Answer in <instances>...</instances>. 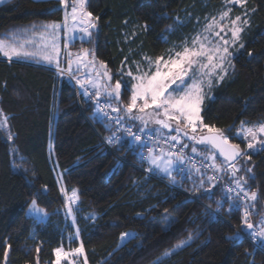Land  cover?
Returning <instances> with one entry per match:
<instances>
[{"label":"trees","instance_id":"obj_1","mask_svg":"<svg viewBox=\"0 0 264 264\" xmlns=\"http://www.w3.org/2000/svg\"><path fill=\"white\" fill-rule=\"evenodd\" d=\"M224 1L88 0V11L99 17L97 28L88 41L76 39L70 47H92L114 81L146 56H166ZM246 6L256 11H249L244 47L201 111L202 123L220 129L244 155L232 164L239 169L235 175L222 168L211 181L204 170L183 178L175 171V183L147 172L141 145L129 136L111 147L104 142L112 126L96 115L97 100L80 93L69 75L0 57V264H53L58 247H82L85 264H264V244L248 239L264 218V145L246 150L247 141L237 134L242 122H264V0H247ZM63 18L59 0H6L0 3V39ZM126 87L116 114L143 128L126 110ZM204 132L189 129L188 135ZM226 181H239L250 197L257 194L249 210L226 190ZM73 189L78 202L72 218L64 193ZM33 200L47 220L27 214ZM246 213L253 229L242 223ZM128 231L134 235L121 243ZM181 241L186 243L174 248ZM3 246L9 248L7 261Z\"/></svg>","mask_w":264,"mask_h":264},{"label":"snow or ice","instance_id":"obj_2","mask_svg":"<svg viewBox=\"0 0 264 264\" xmlns=\"http://www.w3.org/2000/svg\"><path fill=\"white\" fill-rule=\"evenodd\" d=\"M59 2L63 4L65 3V0H59ZM225 2L226 4L239 5L244 8L245 11L230 19L227 29L223 23L218 24L215 18H213L212 22L207 25V29H212L213 25L216 24L218 25L220 31L215 32L214 35L220 36V32H225L226 36L227 31H230L232 39L228 40L221 36L220 40L222 43H220L213 42L207 38H205L204 41H201V38L197 36L193 39L191 47L184 46L182 51L175 52V55L169 54L168 59L156 57L153 62L146 57L145 59H148L150 65L149 72L141 73L138 76H133L131 71L128 73V75L131 76L135 82L131 85V96L126 110L127 112L132 113L134 109H137L140 113H145L149 116V119H152V114L146 113L147 109H152L156 117L154 122L162 128L169 129L170 131L172 130L171 122L175 121L177 125V132H179V126L184 124L186 127H190L192 132L195 133L197 131V122H200L201 127L206 128L210 135L201 136L198 142L210 144L214 149L218 150L220 156L224 157L225 161H235L237 157L244 155V153L240 151V146L238 144H230L228 137L224 136L221 130L215 128V126L203 124L201 117L205 79L207 80V84L209 86L213 83L212 77H216L215 82L219 83L227 75L226 65L234 67V65H231L230 57H232L233 53L230 51V47L236 44V42L240 39V34L244 31V26L250 23L248 19L249 11L253 13L256 11L255 8L247 9V0H225ZM77 4L78 8L74 6L72 9V19L74 21L78 20L79 23L83 25V27L80 28L81 32L91 36L89 29L97 27L96 21H98L99 17H94L91 12L85 10V0H77ZM231 11L232 8H226L223 10L220 13V21L228 19ZM44 27L46 31L48 29L52 30L49 33L53 39L52 49L53 53L58 54L59 49L55 45V31L59 26L56 23H52L45 25ZM41 39H44L43 35L41 36ZM31 43L32 40L15 44L0 39V57L7 58V60L11 62L14 58L32 56L34 53L26 50V45ZM65 47H67V43H65ZM243 47L244 45L240 44V48ZM249 55H251V53H249ZM44 58L51 62L53 55L48 54ZM57 63L59 62L57 61ZM71 63L72 61L69 60V65H71ZM153 63L155 64V71H151V65ZM101 66L107 69V66L104 65L103 62H101ZM139 70L138 66L137 71ZM103 75L108 81L112 80V76L107 70H105ZM197 76L199 78H197ZM189 80L192 82L189 83ZM77 83H81V81L78 80ZM122 87L125 91L127 90L126 85H124L122 81L118 80L115 83L114 90H110V85H106L105 92L109 97L119 100L122 95ZM96 95H100L99 91ZM138 101H142V104L139 106ZM120 110L121 109L119 108L112 109V111ZM161 116L163 117L162 119L159 118ZM132 118L144 120V116H132ZM244 124L245 122H242L241 125L243 131L246 136L250 135L252 140L255 141L258 134L264 135V124H260L258 128H246L244 127ZM3 126L4 122L0 121V127ZM11 138L12 137L9 136V139ZM135 138L136 140H140L139 136H136ZM171 139L179 142L178 136H172ZM189 139H195V136H189ZM260 142L264 144V140ZM49 147L51 148V143ZM247 147L252 149L254 145L253 143H248ZM193 151H195V149H193ZM157 159L158 157L149 156V160L152 164H156ZM171 163V161H168L167 166L164 167L163 171L169 172ZM157 167H159V165H157ZM230 167H232L233 175H235L236 171H239V169H236L234 165L230 164ZM249 171H251V169H249ZM214 178L215 177H209V180L211 181ZM236 183L237 188L244 192V196H248L249 194L244 191L243 186L239 183V181ZM65 191L66 190L64 188H61L62 193ZM228 191L231 192L233 189L229 188ZM76 196L77 190L73 189L72 196L67 198L69 215L72 213L70 205L75 202ZM238 198L243 199V197L239 196ZM250 198L255 200L257 198V194L255 192L251 193ZM229 199L232 198L229 197ZM36 205L37 201L33 200V211H44L43 209L36 207ZM165 211L167 212V209ZM242 223L247 224L248 229L254 228V225L249 223L247 220V213L245 214ZM127 235V233H121V238H124ZM251 235L253 237H264V225L261 226V230L259 232H252ZM189 239H191V236H189ZM231 239L238 240L240 237L237 235L235 237H231ZM185 243L186 241H181L179 244L175 245L174 248H179ZM3 248V255L5 261H7L9 248L7 246H3ZM73 251L75 253H81L82 247H78ZM55 253L57 256V264H59L62 249H55ZM63 255L67 256L69 253H63ZM164 255H168V253H165Z\"/></svg>","mask_w":264,"mask_h":264},{"label":"rangeland","instance_id":"obj_3","mask_svg":"<svg viewBox=\"0 0 264 264\" xmlns=\"http://www.w3.org/2000/svg\"><path fill=\"white\" fill-rule=\"evenodd\" d=\"M87 1L88 0H85V10L86 11H88ZM1 2H3V0H0V3ZM74 6H76L78 8L77 0H65V3L61 4V7L64 10V18L62 21H50V22H43L41 24H32L28 28H25V30H27V31L24 30L21 33H19L17 36L11 38V40H6L10 43H15V44H19V43L25 42L27 40H32L31 44L26 45V50L34 53V55L28 56V57L14 58L13 60L35 61L38 64L54 67L55 69H57L59 71L60 74L64 73V74L69 75L80 93H84L87 97H89L91 99H94L97 101L103 100V101L109 103L110 107H111V113L116 117V119L120 123H122V124L130 123L131 124L130 119L122 120L116 114V111H112L113 108H118V103H119L120 99L116 100L115 98L109 97L107 95V93L105 92V86L110 85V90H114L115 83H116V81L119 80V81H122L124 85L128 86L131 89V85L135 81H133L132 77L128 75L129 71L132 72L133 76H138L141 73L149 72V70H150L149 61H148V59H145L141 63H136L137 65H134V68L124 69L123 74L121 75L120 78H117L114 81H113V79L111 81H108L107 78L104 77V75H103L105 70H107L111 76H112V74L110 73V71L108 69H105L104 67L101 66L102 61H100L96 57L92 47H90V46L70 47V44L73 43L76 39L88 41L91 38V36L93 35V32L97 28L96 27L94 29H89V31L91 32V36H88L85 33L81 32L80 28L83 27V25H81L78 20L74 21L72 19V9ZM226 8H232V11L229 14V18L224 20V21H220V13L223 10H225ZM244 11H245V9L242 8L241 6L226 4V2L224 1L222 4V7L217 12H215L213 15L205 16L203 18L202 24L199 25L197 27V29L189 37L185 36V38L181 42L179 41V42H175L174 44H172L170 52L166 56H160V57H163L164 59H168L169 54L175 55V52L182 51L184 46L191 47L193 39L196 38L197 36H199L201 38V41H204V39L207 38L209 40H212L213 42L222 43V41L220 40L221 36L225 37L228 40H231L232 37H231L230 31H227L226 36H225V32H220V36H216V35H214V33L220 31L218 25L214 24L212 29H210V30L207 29V25L212 22L213 18H215L217 20L218 24L223 23L225 25V28L227 29L229 22H230V19L234 18L237 15H240ZM66 17H67V19H66ZM249 18H250V13H248V19ZM52 23H56L59 26L55 31V37H56L55 45L59 49L58 54L53 53V49H52L53 39H52V36L49 35V33L52 30L48 29L46 31L45 27H44L45 25L52 24ZM33 26H35V27H33ZM244 28H245V26H244ZM242 34H243V32L240 34V39L236 42V44L230 47V51L233 53V55L240 49V44H243ZM42 35H43L44 39H41ZM65 43H67V47H65ZM197 47H198V45H197ZM85 50H87V51H85ZM48 54L53 55V59L51 62H49L48 60H46L44 58ZM146 57L149 58L150 60H152L153 62L156 59L153 57L151 58L149 56H146ZM231 59H232V57H230V60ZM69 60L72 61L71 65H69ZM57 61L59 63H57ZM231 65H232V63H231ZM138 66L140 69L139 71H137ZM226 67H227V74H228L229 71L231 70L232 66L226 65ZM151 71H155V64L154 63L151 65ZM197 78H199V77L197 76ZM212 79H213V83L210 86L207 84V80L205 79L204 87H203V95H204L203 102L205 101V99L207 97L211 96V90H212L213 86L217 83V82H215L216 77H212ZM78 80L81 81V83H77ZM191 82L192 81L189 80V83H191ZM122 90H123V87H122L121 91ZM98 91L100 93L99 96L96 95V93ZM95 96L97 97L96 99H95ZM97 101H96V115H98L100 117H104L108 120L109 124L112 126L113 131L110 133V135H112L114 133L115 123L112 120H110L108 117H105L101 113V111L99 110V107L97 105ZM140 104H142V101H138V106ZM202 108H203V103H202ZM146 113H151L153 118L149 119L148 115H146L145 113H140L137 109H134L132 113L128 112V114L131 116H136V117L144 116V120H141L142 127L144 129H148V130H152V131L156 130V132H162L161 134L178 136V140L186 146V149L189 153H192V154H194L200 158H202V156L204 158H207L206 160H208L212 163L216 172L219 170H222V168L223 169H232V167H230V164H229V166H227L226 164H223L222 161H219L217 159L215 151H213L212 149H206V148L199 147L196 144H194V141L192 142V140L189 139L190 135H188L189 129H191L190 127H186L184 124H181L179 126V132H177L176 131V128H177L176 122L172 121L171 122L172 130L170 131L169 129L162 128L160 125H158L154 122L156 117H155V113L153 112L152 109H147ZM159 118L162 119L163 117L161 116ZM0 121L4 122V124H5V117H3L1 115V113H0ZM260 124H264V122L257 123V124H244V127H246V128H252V127L258 128ZM241 125H242V123L239 125V127L237 129V134L240 137L245 138V140L247 141L246 142V150H256L257 148H260L264 145L260 142V141L264 140V135L258 134L257 139L254 141V140H252V137L250 135H247V136L245 135ZM143 128H137V129H143ZM196 128H197V130H200L201 128H203V127H201L200 122H197ZM180 133L183 135H179ZM110 135H108V137ZM127 136H129L132 139L133 144L139 143L136 140L134 135L124 134V135L120 136L119 138H117L116 140L111 141L109 143L110 144L109 147L115 146L116 144H118V142L122 141ZM248 143H253L254 147L252 149H249L247 147ZM193 149H195V151H193ZM150 155L154 156V157H158L156 164L151 163V161L149 160ZM144 161L146 162L147 172H152V173L158 174L160 176L168 177V178H172L174 176L176 170H177V174L181 175V176H179V178L186 177V173H189L190 171L194 172V170L189 167L187 160H186V158H184V156H178V157L169 156L164 149H162V151H155V149H153V151H151L149 153L147 160H144ZM168 161L172 162L171 166L169 168L170 174H169V172L163 171L164 167L167 166ZM179 161H181V162L184 161V163L181 166H178ZM157 165H159V167H157ZM171 180H173L172 183L176 182V178H172ZM225 187H226L227 191H228L229 187H231L233 190H235V192L231 191L230 192L231 194H233L237 197L238 196L243 197V199H240V201L245 206V208H247V210H249L250 195L244 196V192L240 191V189L237 188V184H233L229 181H226ZM64 194H65L67 211H68L69 205H68L67 198L72 196V192H70V193L66 192ZM77 202L78 201L75 200V202L70 205V207L72 208V213L70 214V216L72 218H73V208L75 207ZM36 207L41 208L39 205H36ZM41 209H43V208H41ZM27 214L29 216L33 217L37 221H45L48 218V213L45 210L43 212L33 211L32 203L30 204V206L27 209ZM262 225H264V218L262 219L261 225L259 226V228H255L253 230V232H259L261 230ZM127 234H128L127 236H125L124 238H121V243L126 242L129 238H131L134 235V233H127ZM256 237H257V242L259 245L264 244V237H259V236H256ZM254 245H256V244H254ZM256 246H258V245H256ZM58 248L62 249V254H61V257L59 260V264H85L83 251L81 253H75L74 251H67L63 247H58ZM63 253H69V255L65 256V255H63ZM53 264H57L56 253H55V260H54Z\"/></svg>","mask_w":264,"mask_h":264},{"label":"built area","instance_id":"obj_4","mask_svg":"<svg viewBox=\"0 0 264 264\" xmlns=\"http://www.w3.org/2000/svg\"><path fill=\"white\" fill-rule=\"evenodd\" d=\"M97 105L101 113L115 123L114 133L104 139V142L108 146L110 145L109 141H114L124 134L127 135L131 134L134 135L135 137L139 136L140 140L137 141L141 145L140 159L142 161L147 160L149 153L153 151V149H155V151H162V149H164L169 156L172 157L184 156L187 160L189 167L192 168L193 170H204L208 173L210 177H219L217 176L215 168L210 161L206 159H202L192 153H189L186 149V146L182 144L180 141L179 142L173 141L171 139L172 137L171 135L160 134L158 132H154L148 129H137L132 123L122 124L111 113V107L109 103L103 100L101 101L99 100L97 102ZM233 192H235V190H233ZM248 239L252 243L259 246L257 242V237H253L252 235H250L248 236Z\"/></svg>","mask_w":264,"mask_h":264},{"label":"water","instance_id":"obj_5","mask_svg":"<svg viewBox=\"0 0 264 264\" xmlns=\"http://www.w3.org/2000/svg\"><path fill=\"white\" fill-rule=\"evenodd\" d=\"M208 135H210V133H209L208 131H207V132H204V133H199V134H196V135H195V134H190V136H195V139H191L192 141H194L195 144H197V145H206V146L211 147V148L215 151V153L217 154V156H218L219 158H221V159L224 160V157L220 156L218 150L214 149L210 144L199 143V142H198L201 136H208ZM229 143H230V144H234V143H232L231 141H229ZM240 151L242 152L241 149H240ZM240 157H241V156L237 157L235 161H226V162H227L228 164H233V163L236 162Z\"/></svg>","mask_w":264,"mask_h":264},{"label":"crops","instance_id":"obj_6","mask_svg":"<svg viewBox=\"0 0 264 264\" xmlns=\"http://www.w3.org/2000/svg\"><path fill=\"white\" fill-rule=\"evenodd\" d=\"M4 1H6V0H3V2H4ZM1 3H2V2H1ZM6 59H7V58H6ZM51 67H52V66H51ZM183 163H184V161H182V162L179 161V163H178L179 165H178V166H181ZM178 166H177V167H178ZM176 171H177V170H176ZM75 200L78 201V196H76V199H75ZM125 233H133V232H132V231H128V232H125Z\"/></svg>","mask_w":264,"mask_h":264},{"label":"bare ground","instance_id":"obj_7","mask_svg":"<svg viewBox=\"0 0 264 264\" xmlns=\"http://www.w3.org/2000/svg\"><path fill=\"white\" fill-rule=\"evenodd\" d=\"M183 140V139H182ZM246 234V233H245Z\"/></svg>","mask_w":264,"mask_h":264}]
</instances>
